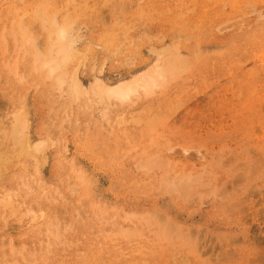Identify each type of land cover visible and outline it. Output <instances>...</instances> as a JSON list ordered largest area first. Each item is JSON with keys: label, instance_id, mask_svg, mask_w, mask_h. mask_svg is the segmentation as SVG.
Listing matches in <instances>:
<instances>
[{"label": "rangeland", "instance_id": "rangeland-1", "mask_svg": "<svg viewBox=\"0 0 264 264\" xmlns=\"http://www.w3.org/2000/svg\"><path fill=\"white\" fill-rule=\"evenodd\" d=\"M69 1L0 0V128L25 107L29 136L49 138L42 175L31 158L4 171L0 198L17 195L22 214L0 206V264H264V0ZM40 10L80 29L87 88L143 72L154 49H179L190 65L152 96L110 107L109 121L95 101L64 114L31 54H18L23 82L6 68L20 39L13 23L27 22L45 50ZM182 147L207 151L200 178L161 187L192 167ZM164 156L167 173L140 169ZM79 172L93 185L86 197L69 190Z\"/></svg>", "mask_w": 264, "mask_h": 264}, {"label": "bare ground", "instance_id": "bare-ground-1", "mask_svg": "<svg viewBox=\"0 0 264 264\" xmlns=\"http://www.w3.org/2000/svg\"><path fill=\"white\" fill-rule=\"evenodd\" d=\"M73 1L74 0H70L69 2L71 3ZM36 16L40 20L42 19L41 24L48 32L45 50H39L36 40L29 36V27L27 22L20 21L19 23L17 20V23L12 24V28H15L20 35V39L17 37V40H15L17 56L13 62L7 63V72L13 78H18L19 82H23L24 79L19 76L18 54L22 53L23 56L31 54L32 69L36 77L50 82L54 91L60 95V97H63L64 114L68 110H71L73 105H78L79 102L95 101L96 104L100 106L101 118L109 121L110 107H126L134 104L139 99L152 96L156 90L161 87L163 88V86L170 80H175V77L180 75L178 74L179 71L182 72L184 68L188 67V64L190 65L189 62H187L188 64L186 63V60H182L183 55L178 52L179 49H176L174 54L169 58H165L167 53L165 50L159 49V51H156L154 49L150 52L154 59L143 72L133 75L128 79L125 78L123 80H117L112 84L102 81L100 77H96L93 85L90 88H87L81 82L78 75L79 67L85 66V60H81L83 55L78 49V45L82 41V35L80 34V29L75 26L74 20H65V18L57 19L56 14H48L46 10H40V13L38 12ZM257 17L262 18L263 16L258 14ZM61 31L65 33L63 38L60 36ZM70 42H73V46H70ZM262 61L264 62V56ZM100 73H102L101 70L99 71V74ZM249 89L251 91L247 94L248 100L257 96V90H255L256 88L254 85ZM170 111L168 110V112ZM12 116L10 127L7 129L0 128V183L4 177V171H6L15 161L22 165L25 160L29 158L33 159L34 162L38 164V168L35 169H37V173L39 175L43 174V168L47 162L44 150L49 143V138L46 136L41 137L40 135V138H32L29 136L30 123L25 107L23 110ZM120 118L123 119L122 117ZM63 150H67L66 144H64ZM191 150V147H182L180 151L181 155L180 153L177 155L181 157L183 156L182 158L184 159L189 157L187 159L190 160V162H193L189 171L187 173L180 174L175 182L170 180L168 176H165L161 179V183L164 182V185L161 187L169 186L171 190L179 189L181 187L182 189H187L192 188L193 183L198 181L197 179L200 178L202 173L196 177H193V174L197 170L196 166H200L199 169L204 170L206 165L203 163L208 159V153L205 151L206 154H202L199 149H196V154L194 153V155H192L190 152ZM167 151H172V148H168ZM188 152H190V155ZM214 156L215 155L213 154V161L216 158H214ZM168 165L170 164L167 161V156L162 157L159 162L154 159L149 165L139 164L140 169H148V172L154 169H160V171L165 173H167ZM185 169H188V166L182 165L181 170L183 171ZM80 186L83 188V197L90 194L89 192L91 191V187L93 185L91 186L90 182L88 183L83 172L76 174L75 182L72 183V187L69 190L72 193H77L81 189ZM0 206L4 213H6L9 217H16L22 214L20 210L21 207L19 206L17 200V195L15 194H11L9 192L3 194L0 198ZM30 213V210L26 211L25 216L30 215ZM107 213V209L101 205H98L95 208V214L99 218L101 216H105ZM56 228L58 230L57 226Z\"/></svg>", "mask_w": 264, "mask_h": 264}, {"label": "snow or ice", "instance_id": "snow-or-ice-1", "mask_svg": "<svg viewBox=\"0 0 264 264\" xmlns=\"http://www.w3.org/2000/svg\"><path fill=\"white\" fill-rule=\"evenodd\" d=\"M60 36H61V38H63L65 36V33L63 31H61ZM70 46H73V42H70Z\"/></svg>", "mask_w": 264, "mask_h": 264}]
</instances>
